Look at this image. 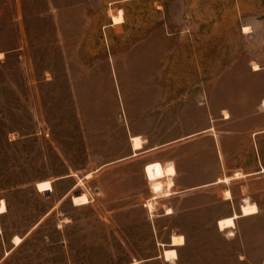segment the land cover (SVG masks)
Returning a JSON list of instances; mask_svg holds the SVG:
<instances>
[{"label":"rangeland","instance_id":"rangeland-1","mask_svg":"<svg viewBox=\"0 0 264 264\" xmlns=\"http://www.w3.org/2000/svg\"><path fill=\"white\" fill-rule=\"evenodd\" d=\"M262 97L264 0H0V264H264V180L223 231L217 201L154 223L138 168L93 174L165 111Z\"/></svg>","mask_w":264,"mask_h":264},{"label":"crops","instance_id":"crops-1","mask_svg":"<svg viewBox=\"0 0 264 264\" xmlns=\"http://www.w3.org/2000/svg\"><path fill=\"white\" fill-rule=\"evenodd\" d=\"M224 112L230 117L226 118ZM158 121L155 130L146 134L129 128V153L93 174L106 169L111 177L128 167L138 168L146 188L141 196L143 207L154 223L160 218L212 208L210 201L220 205L216 219L211 221L218 227L222 219L238 215L237 222L260 213L259 210L255 215L242 216L247 203L259 208L248 189L251 182L264 180V97L254 113L242 118L235 119L230 110L219 113L203 105H189L179 111L163 112ZM164 132L167 138L160 140L159 135ZM134 138L141 139L139 147ZM156 165L163 174L151 179L148 169ZM227 178L229 182L225 181ZM155 184L161 185L159 191Z\"/></svg>","mask_w":264,"mask_h":264},{"label":"bare ground","instance_id":"bare-ground-1","mask_svg":"<svg viewBox=\"0 0 264 264\" xmlns=\"http://www.w3.org/2000/svg\"><path fill=\"white\" fill-rule=\"evenodd\" d=\"M116 20L118 22L120 20V18H118ZM134 142H135V146L136 147H139L141 145V139L140 138H134ZM171 171L173 172L174 170L172 169ZM148 173H149V176H150L151 179H155L154 177H159V176H161L163 174L162 168L159 165H156V166H153V167L149 168L148 169ZM171 174H173V173H171ZM87 176H88V178L91 177L90 174L87 175ZM229 180L230 179L227 178L225 181L229 182ZM38 188H39V190L41 192H44V191H49L53 187H52V183L50 181H45V182L40 183ZM154 188H155V190L159 191V189L161 188V185L155 184ZM73 202H74L75 205H79V206L87 205V204L90 203V199H89L87 194H82L81 196H79V195L75 196L73 198ZM152 204H150V208L154 209ZM6 209H7L6 203H5V201H2V204L0 205V214L6 212ZM256 213H258L257 205L251 204V203H247V204H245L243 206L242 216H249L250 214L251 215H253V214L255 215ZM239 217L240 216L235 215L234 217L232 216L230 218L222 219L219 222V229H221L223 231L227 230V229H231V228L233 229V227H235V221ZM16 241L19 243L22 240H21V238L17 237ZM172 243H173L172 245L175 246V247L182 246L185 243V239H184L183 236H180V237L175 236ZM164 257H165V259L167 261H172V260L177 258V251L175 249L165 250L164 251ZM133 264H138V263H133Z\"/></svg>","mask_w":264,"mask_h":264},{"label":"water","instance_id":"water-1","mask_svg":"<svg viewBox=\"0 0 264 264\" xmlns=\"http://www.w3.org/2000/svg\"><path fill=\"white\" fill-rule=\"evenodd\" d=\"M77 195V194H76Z\"/></svg>","mask_w":264,"mask_h":264}]
</instances>
